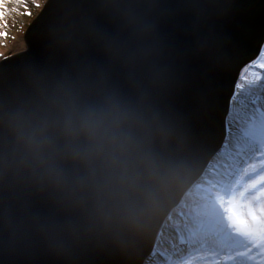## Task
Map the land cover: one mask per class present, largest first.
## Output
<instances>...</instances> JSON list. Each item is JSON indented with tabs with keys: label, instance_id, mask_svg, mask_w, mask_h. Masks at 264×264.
I'll list each match as a JSON object with an SVG mask.
<instances>
[{
	"label": "water",
	"instance_id": "obj_1",
	"mask_svg": "<svg viewBox=\"0 0 264 264\" xmlns=\"http://www.w3.org/2000/svg\"><path fill=\"white\" fill-rule=\"evenodd\" d=\"M26 48L0 61V120L60 135L74 106L132 114L120 146L91 168L65 155L113 220L68 250L54 191L0 189V264H145L161 229L228 135L242 70L264 47V0H47ZM56 103H53V101ZM12 145L0 124V153Z\"/></svg>",
	"mask_w": 264,
	"mask_h": 264
},
{
	"label": "clouds",
	"instance_id": "obj_2",
	"mask_svg": "<svg viewBox=\"0 0 264 264\" xmlns=\"http://www.w3.org/2000/svg\"><path fill=\"white\" fill-rule=\"evenodd\" d=\"M132 118L118 103L82 109L73 106L60 127L65 140L62 149L46 124L31 127L22 114L7 116L0 124L9 129L12 145L0 153V189L23 186L41 192L54 190L60 203L70 210L65 221L56 225L68 250L97 232L110 234L115 224L99 200L90 196L91 186L67 175L59 161L70 155L88 168L103 162L120 146L123 127Z\"/></svg>",
	"mask_w": 264,
	"mask_h": 264
},
{
	"label": "rangeland",
	"instance_id": "obj_3",
	"mask_svg": "<svg viewBox=\"0 0 264 264\" xmlns=\"http://www.w3.org/2000/svg\"><path fill=\"white\" fill-rule=\"evenodd\" d=\"M46 2L47 0H0V61L26 48V32L35 18L40 14ZM262 54H264V47L256 61L260 60ZM259 72L261 75H264V69H259ZM252 78L250 75L249 79ZM235 94L238 95L236 90ZM253 110L264 115V87L257 86L253 89V93L240 97L239 101L232 100L228 116V134L232 126L233 128L237 127L238 134H245L250 126L251 119H255L252 116ZM231 144L236 145L238 150H234L232 145H229L223 153V149H221L213 158L214 162L211 165L209 164V171L206 172L205 180L213 184L211 198L205 197L203 203L196 205H193V203H196L195 200L190 201L187 204L186 215L182 217L184 223L190 219L196 220L199 212H202L206 207L207 209L211 207L212 216H219L224 225L225 222L222 219V213L218 205V199L221 193L225 191V187H218L222 183L220 178L224 176L229 183H234L231 177L235 175L238 183L246 184L248 182V175H251L257 181H259L261 176H264V148L249 156L246 155L245 138L244 140H234ZM231 151L234 154L229 153ZM227 154H229L228 159L225 158ZM250 165H255L257 171L246 174L247 168L251 167ZM202 178L203 176L197 181H200ZM192 187L190 189L194 188ZM257 187L261 188L264 185L258 184ZM257 195H259L258 192ZM212 200H214V204L212 203L210 206ZM164 225L161 232L166 229ZM224 230L226 240L207 236L199 239L195 245H180L171 234L173 232L168 235L166 233L159 235L160 237L157 239L156 246L145 264H264V257L255 250L251 251L248 256H236L235 251L230 248L235 240L234 237L229 235L231 229H226L224 226ZM240 250L242 251L243 249Z\"/></svg>",
	"mask_w": 264,
	"mask_h": 264
},
{
	"label": "snow or ice",
	"instance_id": "obj_4",
	"mask_svg": "<svg viewBox=\"0 0 264 264\" xmlns=\"http://www.w3.org/2000/svg\"><path fill=\"white\" fill-rule=\"evenodd\" d=\"M259 69H264V54L259 61L243 69L236 85L238 95L234 94L232 100L239 101L240 97L253 93V89L257 86L264 87V75L260 74ZM250 75L252 79H249ZM252 116L255 119H251L245 133L246 155L249 156L264 148V115L253 110ZM250 166L246 174L257 171L255 165ZM231 179L234 183H229L227 178L222 176L220 178L222 183L218 185L225 187V191L218 199L224 226L226 229H231L229 235L235 238L230 248L235 251L236 256H248L255 250L264 257V187H257L258 184L264 185V176L257 181L248 175L246 184L238 183L235 175Z\"/></svg>",
	"mask_w": 264,
	"mask_h": 264
},
{
	"label": "trees",
	"instance_id": "obj_5",
	"mask_svg": "<svg viewBox=\"0 0 264 264\" xmlns=\"http://www.w3.org/2000/svg\"><path fill=\"white\" fill-rule=\"evenodd\" d=\"M244 138H245V134H238L237 127L233 128L232 126V129L230 130V133L227 136V141L222 148L223 149L222 153L227 149L229 145H232L231 143H233L234 140H239V139L244 140ZM232 147H234V150H238L236 145H232ZM229 153L234 154L233 151ZM225 158L228 159L229 154H227ZM213 162L214 159L211 161L210 165ZM209 166L205 170L203 174V178L200 179V181H197L194 184L195 186H193L194 188L192 187L193 189H190L183 196L177 208L172 212V214L167 219L164 225L166 229L162 230V232L159 235H164L165 233L166 235H168L169 233L173 232L171 234L175 239H177L180 245H184V244L195 245L199 239L207 236H214L217 237L218 239L226 240L224 225L222 223L223 221L219 216H212V211L210 210L211 207H209V209H207L206 207L203 209L202 212H199L198 215L196 214L197 215L196 220L190 219L186 223H184L182 218L186 215L187 204L190 201L195 200L196 203H193V205H196L203 203L204 202L203 199L205 197L211 198L213 184L211 182L208 183L205 180V175L206 172L209 171ZM212 203L214 204V200H212L210 206L212 205Z\"/></svg>",
	"mask_w": 264,
	"mask_h": 264
}]
</instances>
